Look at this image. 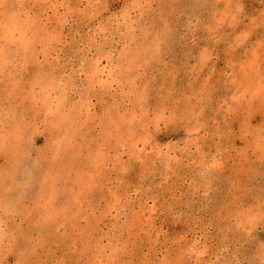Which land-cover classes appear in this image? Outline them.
<instances>
[{
    "label": "rangeland",
    "instance_id": "obj_1",
    "mask_svg": "<svg viewBox=\"0 0 264 264\" xmlns=\"http://www.w3.org/2000/svg\"><path fill=\"white\" fill-rule=\"evenodd\" d=\"M0 264H264V0H0Z\"/></svg>",
    "mask_w": 264,
    "mask_h": 264
}]
</instances>
